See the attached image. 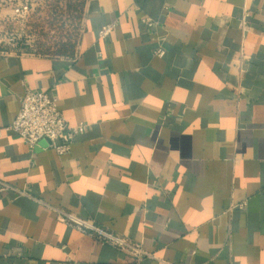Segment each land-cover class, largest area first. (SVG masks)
I'll return each instance as SVG.
<instances>
[{
	"label": "crops",
	"instance_id": "obj_1",
	"mask_svg": "<svg viewBox=\"0 0 264 264\" xmlns=\"http://www.w3.org/2000/svg\"><path fill=\"white\" fill-rule=\"evenodd\" d=\"M82 12L72 54L0 52V264H264V0H85ZM25 89L84 125L68 152L6 129Z\"/></svg>",
	"mask_w": 264,
	"mask_h": 264
},
{
	"label": "built area",
	"instance_id": "obj_2",
	"mask_svg": "<svg viewBox=\"0 0 264 264\" xmlns=\"http://www.w3.org/2000/svg\"><path fill=\"white\" fill-rule=\"evenodd\" d=\"M26 8V6H23V9ZM20 9L21 6L15 8L14 11L18 12ZM142 22L149 28L155 24L149 19H143ZM113 28V23L101 26L98 31V37L105 39ZM153 53L159 57L163 56L164 51L161 45H158ZM82 127H84L82 124L77 126H69L67 124L62 113L57 108V97L55 94L41 90L25 89L24 94L19 99L18 112L6 129L11 130L18 139L31 149L35 148L41 140H47L49 147L58 155H61L68 152L73 139ZM7 187L2 185L0 190ZM244 205L245 203L243 202L235 205V207L242 208ZM57 212L61 222L82 234L95 238L101 244L129 253L136 262L148 256L138 243L115 234L95 224L93 221L78 218L62 210Z\"/></svg>",
	"mask_w": 264,
	"mask_h": 264
},
{
	"label": "rangeland",
	"instance_id": "obj_3",
	"mask_svg": "<svg viewBox=\"0 0 264 264\" xmlns=\"http://www.w3.org/2000/svg\"><path fill=\"white\" fill-rule=\"evenodd\" d=\"M85 0H0V52L66 55L75 50ZM21 6L18 12L14 9ZM26 6V9H23Z\"/></svg>",
	"mask_w": 264,
	"mask_h": 264
}]
</instances>
